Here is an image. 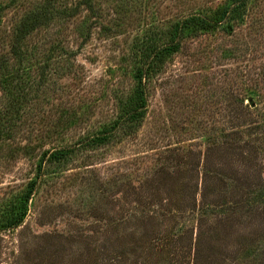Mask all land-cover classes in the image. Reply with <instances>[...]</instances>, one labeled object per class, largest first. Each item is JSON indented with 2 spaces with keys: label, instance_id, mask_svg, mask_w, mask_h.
I'll return each mask as SVG.
<instances>
[{
  "label": "rangeland",
  "instance_id": "rangeland-1",
  "mask_svg": "<svg viewBox=\"0 0 264 264\" xmlns=\"http://www.w3.org/2000/svg\"><path fill=\"white\" fill-rule=\"evenodd\" d=\"M82 1L0 0V214L35 177L44 152L70 150L64 161L43 164L23 223L0 232V264H91L98 246L110 264H134L138 254L145 264H264L263 217L253 218L250 224H257L250 228L239 210L230 214L236 218L230 227L220 215L223 222L214 232L197 228L211 220L198 208L180 216L190 203L189 186L197 185L199 201L216 181L191 184L182 178V191L173 182L155 186L151 200L168 196L177 210L170 214L147 205L151 202L143 196L150 191L142 181L173 153L191 164L201 152L202 163L214 129L227 128L236 116L234 111L221 115L231 90H250L264 112V0H248L241 20L184 38L179 52L147 80L146 113L136 130L117 131L100 146L90 139L118 116L133 92L141 40L163 44L178 19L210 14L227 0H91L93 11L80 6L74 16L64 15L65 8ZM44 8L50 20L25 39L17 64L9 53L12 33L27 12ZM186 149L194 154L187 157ZM258 157L264 180L263 151ZM219 160L220 167L230 168L232 185L248 174L254 182L255 161L237 167ZM208 196L217 200L214 193ZM139 202L142 216L152 219L146 220L147 232L131 233L136 223L124 218H141L132 215L133 205L142 208ZM110 214L124 221L106 230ZM149 238L160 250L148 258L143 249ZM124 244L137 248L126 254Z\"/></svg>",
  "mask_w": 264,
  "mask_h": 264
},
{
  "label": "trees",
  "instance_id": "trees-1",
  "mask_svg": "<svg viewBox=\"0 0 264 264\" xmlns=\"http://www.w3.org/2000/svg\"><path fill=\"white\" fill-rule=\"evenodd\" d=\"M247 3L248 0H227L225 4L217 7L210 14H191L178 19L171 25L168 31V39L163 44H157L146 38L145 40H141L140 45H138L137 50L135 51V56L138 62L133 74L135 83L133 92L120 104L118 116L110 123L103 125L100 131L90 139L91 145L100 146L107 144L113 139L114 134L120 130L133 133L142 122L146 113L147 80L156 74L158 69L170 57L179 52L184 38L187 36L193 37L202 33L215 32L223 25H228L231 22L241 20L245 15ZM53 5L55 6V4ZM80 6H83V8L87 11H93L91 0H83L81 3H78L71 8H65L64 15L67 17L74 16ZM49 20L50 18H48L47 8H44L40 12H27L25 16L20 18L19 24L12 33V40L9 49L10 56L16 60L17 64L22 61L21 47L25 39L32 31L42 27L48 23ZM4 85L7 87L8 83L4 82ZM249 91L245 90L246 93L244 94L243 92H236V90L232 92L231 90V93L228 95L230 99L227 100L226 97H223L224 105L221 108V115L222 113L225 114L227 111H234L236 116L231 120L227 128L223 126L219 130L218 127L214 129V138L211 143L206 144L201 164V152L196 153V162H192L191 164L183 162L181 157L182 154L173 153L171 156L172 159L168 158L169 162L165 164L161 162L162 164L158 168L149 170V174H145V178L142 179L145 186L144 189L151 192H148L147 196H143V198H146L151 202L147 204L148 206L151 205L154 209L158 208V211H164V213L170 214L177 210L172 209L171 205H169L168 196L165 200H151V198L155 197V193L153 192L156 191L154 189L155 186L157 188H161L167 186L168 184L170 186V182H173V188L175 189V187H180V191H182L184 189V180L192 184L195 181L198 182V180L207 182L211 179L216 181L212 185L213 189L205 187V189L208 188L207 191L209 193H204L201 200H199L200 203L203 199H206L209 202L203 201L202 207L199 209V205H197L199 201L196 200L195 197L198 193L197 185H191L188 187V190L190 191L186 192V197L190 203L188 204L187 202L188 206L182 207V211L180 210V216H182L187 210L193 211L198 208V210L202 213L211 216V220L210 223L204 222L200 224V226L198 225L197 228L204 225L205 227H209L210 231L214 232L219 228V226H221L223 219H227L229 221V227L232 226V223L236 218H233L232 220L231 215H233L237 210L241 213L240 217L247 219L244 223L245 225L250 224L253 218H264V180H262V166L259 163L257 164V162H259L258 153H261V151L264 153V112L260 107H256L253 98L247 94ZM253 114H255L254 117L256 118H253ZM10 118H12V116H10ZM253 135L254 138H257V140L252 142L249 137ZM170 150L174 151L175 149ZM69 153L70 150L68 149H58L46 151L42 154L37 164V173L35 177L27 182L24 190L12 201H10L5 210L1 212L0 232L17 228L23 223L27 214L28 203L36 189L38 177L42 173L43 164L45 162L64 161L68 157ZM186 154L187 157L189 155L192 156L194 151H192V149H186ZM219 156L223 162L227 159L228 164L231 165L234 162L237 167H242L243 161L246 165L252 164L255 161L253 168L258 169V173L256 178H254V182L248 178V174L247 177L243 179L236 177V183L232 185L234 179L231 180L232 178L228 176V173L231 172L230 168L223 167V165V168L220 167L221 164ZM200 168L201 170H199ZM236 174H238V172ZM182 178H184V180ZM229 180L231 181L228 182ZM131 188L133 189V194H135L136 191H134L133 187ZM144 189L142 188L139 190ZM210 192L214 193V196L217 198V200H214L215 202L209 199L208 194H210ZM170 193H172V191H170ZM217 196L220 197L219 200ZM139 204L142 208L139 209L133 205L136 212L132 215L141 218L133 216L124 218V220H126V222L128 221V223H130L131 220L136 223V226L131 228L133 229L131 233H135L136 230L142 232L145 230L147 232L146 229L148 222L146 220L150 221L152 219L142 216V213L145 212V208L142 202H139ZM125 205L130 204H127L126 202ZM220 215L223 218L222 220H219ZM111 216L112 214H110L106 219L108 221V223L106 222L105 224L106 230L112 228V225H115V223V227H117V225L120 224L119 220H121V224L124 221L122 218L116 220L112 217L111 219ZM256 224L257 223H252L249 227L252 228ZM211 234L213 233L208 234L210 235L209 238L211 237ZM137 236L139 237V235ZM195 236L196 242H199L201 240L200 234H196ZM142 240L143 236L140 242H142ZM151 241L155 240L149 238V243H147L143 249V251L147 254L145 257L148 258L149 256L153 257V254H155L154 250H160L159 248L154 247V244ZM124 245L126 246L124 248L127 251L125 252L126 254H128L129 251L132 253V251L137 248L135 244ZM93 249L94 253H92L91 264H105L103 262H108V264H110V261L107 259L109 256L102 255L104 254V248L102 246L94 247ZM199 252L200 251L197 250V248L196 251L194 250L196 255ZM53 253L54 252H52L51 255ZM118 257L119 256H116V258ZM193 257L195 256L193 255ZM138 258L139 254L136 257L134 264L147 263L143 261V258L138 261Z\"/></svg>",
  "mask_w": 264,
  "mask_h": 264
}]
</instances>
